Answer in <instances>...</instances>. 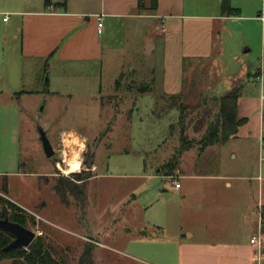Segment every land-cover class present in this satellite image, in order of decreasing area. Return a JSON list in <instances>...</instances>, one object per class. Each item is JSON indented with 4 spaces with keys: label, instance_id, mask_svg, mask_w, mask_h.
I'll use <instances>...</instances> for the list:
<instances>
[{
    "label": "rangeland",
    "instance_id": "374dc122",
    "mask_svg": "<svg viewBox=\"0 0 264 264\" xmlns=\"http://www.w3.org/2000/svg\"><path fill=\"white\" fill-rule=\"evenodd\" d=\"M189 1L202 14L220 10V0ZM229 3L239 9L235 17L188 20L180 30L143 18L125 51L106 56L98 68L59 63L38 81L27 79L22 88L28 92L19 99H0V187L29 209L25 227L40 231L72 264L85 244L92 247L94 264H179L172 255L154 261L152 253L161 246L139 234L157 224L169 237L185 223L180 193L195 184L178 174L199 168L197 157L210 160L200 167L206 172H221L228 162L223 147L214 144L204 153L195 144L172 167L181 132L200 140L217 115L220 94L234 88L255 91L264 42L260 25L249 16L264 15V0ZM145 40L155 44L154 51L136 55ZM189 40L199 44L198 55L180 61ZM118 60L123 61L116 68ZM245 69L250 76L243 75ZM40 128L54 150L51 156L44 152ZM68 158H80L76 171H67ZM89 162L94 176L85 186V199L80 203L69 193L62 202L52 189L55 179H71ZM258 232L263 250L250 264H264V231ZM171 241L164 248L174 249ZM188 264L229 263L198 257Z\"/></svg>",
    "mask_w": 264,
    "mask_h": 264
},
{
    "label": "crops",
    "instance_id": "0c3cea01",
    "mask_svg": "<svg viewBox=\"0 0 264 264\" xmlns=\"http://www.w3.org/2000/svg\"><path fill=\"white\" fill-rule=\"evenodd\" d=\"M40 1L37 5L33 0H3V6L0 5V99H19L28 92L22 88L27 79L36 82L47 69L59 63L98 68L106 56L113 59L115 54L125 51L129 35H137L143 18L161 19L167 26L180 30L188 20L235 17L222 14L221 0L219 12L209 15L196 12L189 0ZM249 17L260 25L264 42V15L260 11ZM143 45L141 51L136 49V55L140 52L148 55L155 49L150 41L145 40ZM197 47L198 43L189 40L180 50L183 51L180 61L186 57L195 59ZM121 61H116V68ZM28 65L33 71L30 76ZM245 70L243 75L250 76ZM254 75L255 91L243 94L238 90L237 117L244 120L237 132L225 142L201 148L207 150L214 144L223 147L228 154V162L222 163L223 170L206 172L200 167L209 165L210 160L197 157L194 166L199 168L192 174H183L184 170L178 174L179 179H190L195 184L194 190L186 186L180 193L179 206L183 213L179 215L185 217V223L169 237L165 226L154 224L142 228L147 234L140 232L141 238L161 246L152 253L156 257L154 261L172 255L179 264H188L198 257L201 261L250 264L255 253L261 254L263 247L259 251L250 239L256 234L261 239L258 231L260 228L264 231V43L262 64ZM51 77L50 74V80ZM93 176L94 173L87 181ZM254 181H257L256 189L252 185ZM181 187L179 183L178 188ZM168 240H172L174 249L164 248ZM6 260L10 264L8 259L0 263Z\"/></svg>",
    "mask_w": 264,
    "mask_h": 264
},
{
    "label": "trees",
    "instance_id": "16d2710c",
    "mask_svg": "<svg viewBox=\"0 0 264 264\" xmlns=\"http://www.w3.org/2000/svg\"><path fill=\"white\" fill-rule=\"evenodd\" d=\"M238 8L232 7L229 0H221L222 14H237ZM237 89L228 91L219 98V109L217 115L211 123L207 125L203 136L196 141L194 138L186 139L182 134L179 137L180 144L173 155V165L175 168L179 162V157L184 150L199 144L200 148L216 142H225L230 136L234 135L239 125L243 123L242 118L237 117ZM89 162L88 169H82L70 174V177L60 176L55 179L53 184L54 192L60 197L62 202H66L67 194H72L78 201L85 199V186L87 179L92 176ZM79 181V183H77ZM7 189L3 186L0 189V218H7L12 222L19 223L25 227L29 215L26 209L22 208L7 197ZM14 239V235L0 228V261L10 260V264H72L67 260L46 237L37 234L27 247H15L6 249L5 247ZM75 264H94L92 258V247L85 244L79 258Z\"/></svg>",
    "mask_w": 264,
    "mask_h": 264
},
{
    "label": "water",
    "instance_id": "95a60500",
    "mask_svg": "<svg viewBox=\"0 0 264 264\" xmlns=\"http://www.w3.org/2000/svg\"><path fill=\"white\" fill-rule=\"evenodd\" d=\"M43 107H41L42 109ZM40 131V139L43 144L44 152L47 156H51L54 153L52 145L46 135V131L42 128ZM0 228L11 232L14 235V239L5 247L6 249H11L15 247H27L30 242L35 238L36 232L28 229L19 223L12 222L7 218H0ZM264 230V227H263Z\"/></svg>",
    "mask_w": 264,
    "mask_h": 264
},
{
    "label": "bare ground",
    "instance_id": "6f19581e",
    "mask_svg": "<svg viewBox=\"0 0 264 264\" xmlns=\"http://www.w3.org/2000/svg\"><path fill=\"white\" fill-rule=\"evenodd\" d=\"M67 171L71 172V171H76L79 168L80 165V158H68L67 159Z\"/></svg>",
    "mask_w": 264,
    "mask_h": 264
},
{
    "label": "built area",
    "instance_id": "2783aa9c",
    "mask_svg": "<svg viewBox=\"0 0 264 264\" xmlns=\"http://www.w3.org/2000/svg\"><path fill=\"white\" fill-rule=\"evenodd\" d=\"M4 19H7V16L4 17ZM100 19V17H99ZM101 27V22H98V28ZM175 182V181H174ZM175 187H178L179 186V183L178 182H175ZM37 234H41L40 231H36ZM250 242L253 243V244H256L257 247L259 248V251L261 250V241H260V237L258 236H252L251 239H250Z\"/></svg>",
    "mask_w": 264,
    "mask_h": 264
}]
</instances>
